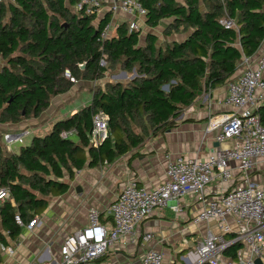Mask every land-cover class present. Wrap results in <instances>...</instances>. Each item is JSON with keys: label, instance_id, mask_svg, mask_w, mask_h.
<instances>
[{"label": "trees", "instance_id": "obj_1", "mask_svg": "<svg viewBox=\"0 0 264 264\" xmlns=\"http://www.w3.org/2000/svg\"><path fill=\"white\" fill-rule=\"evenodd\" d=\"M138 1L147 26L169 19L161 42L147 32L141 44V29L129 31L126 20L100 41L112 12L100 18L79 14L74 0L0 2V123L39 117L77 80L101 79L116 66L135 72L126 82L92 87L88 104L56 118L48 131L33 134L17 151L9 150L0 135V188L9 192L0 201V244L17 241L22 228L16 214L27 223L67 191L65 173L72 179L86 165L110 163L176 126L185 107L234 77L242 58L254 56L264 40V0ZM222 16L235 26L224 28ZM180 33L185 35L179 40L167 38ZM66 70L74 81L66 78ZM97 111L108 115V136L94 146L87 134ZM254 113L264 124V104ZM71 129L74 135L60 136ZM238 248L236 242L223 253L235 257Z\"/></svg>", "mask_w": 264, "mask_h": 264}, {"label": "built area", "instance_id": "obj_2", "mask_svg": "<svg viewBox=\"0 0 264 264\" xmlns=\"http://www.w3.org/2000/svg\"><path fill=\"white\" fill-rule=\"evenodd\" d=\"M5 1L12 0H0ZM73 10L79 14H96L99 18L106 11L112 12V15L122 11L128 15L129 31L140 29L138 20L146 13L138 0H74ZM219 23L224 28L235 26L234 20L226 16H222ZM113 28L111 22L106 24L97 39L102 41L110 36ZM100 64L104 65L105 61L101 60ZM240 66L241 70L225 83L223 104L233 110L211 119L217 145L208 155L203 159L168 156L164 180L152 189L140 186L134 178L127 179L107 208L112 227L106 228L100 220V211L90 208L87 224L65 236L59 246V259L54 264H94L109 247L133 234L137 225L154 209L186 193L196 194L197 199L204 203L193 222L214 220L219 230L218 233L208 230L196 243L198 258L195 264H255L256 258L264 264V179L256 181L250 177V171L264 161V124L254 113L264 104V52L255 59L243 57ZM65 76L74 81L68 70ZM74 133L75 130L71 129L62 131L60 136L65 138ZM25 135L27 133L23 131L16 135L7 133L4 137L8 143H23ZM87 136L94 146L108 136V115L105 112L97 111L92 115V127ZM235 172L240 174L241 183L228 186L214 197L204 196L207 184L215 180L228 184L234 181ZM8 198V190L0 188V201ZM171 208L181 211L177 204L171 205ZM228 217L233 220L234 226L228 223ZM14 221L21 228L32 229L39 223V218L35 215L24 223L16 214ZM226 234L230 237H224ZM141 239L148 242L152 234L145 233ZM236 242L240 243V248L236 250L235 257L223 253ZM13 252L12 246L0 244L1 255H12ZM126 264H163V254L149 246Z\"/></svg>", "mask_w": 264, "mask_h": 264}, {"label": "crops", "instance_id": "obj_3", "mask_svg": "<svg viewBox=\"0 0 264 264\" xmlns=\"http://www.w3.org/2000/svg\"><path fill=\"white\" fill-rule=\"evenodd\" d=\"M113 16L111 20L113 29L120 21L128 20V15L122 11ZM168 22L169 19H162L158 26L149 27L145 24V18H140L138 20L141 29L140 43H144L147 32L156 34L158 41L161 42L164 38L163 28ZM178 36L179 34H173L167 38L176 40L183 38V36ZM262 52H264V40L251 59H255ZM240 70L241 66L238 68V72ZM96 82L97 80H77L67 92L54 96L52 100L62 94L74 95L80 86H87L91 89ZM225 94V84L208 90L203 103L190 105L185 111L183 109L182 114L176 119V126L155 136H150L139 146L118 156L110 163H102L93 167L86 165L75 171L72 179L65 173L64 179L69 185L67 191L50 199L46 209L38 216L39 223L35 227L32 229L22 228L17 241H9L7 245L12 246L14 252L12 255H1L0 263L40 264L45 261L56 263L59 259L61 242L68 233L87 224V213L90 208L100 211V220L106 228L112 227V220L107 208L127 179L134 178L140 186L152 189L164 180L168 156L184 155L199 159L205 158L217 145L214 141L216 130L212 129L210 125L211 119L221 113H230L233 110L223 104ZM60 100L58 98L53 104L51 101L48 108L39 117L26 119L27 124L25 121L0 123L1 138L7 133L16 135L25 130L27 132L31 130L33 134H41L37 131L38 129L30 126L38 120L53 117L48 123L50 129L53 120L64 117L61 116L64 115L61 114L64 112L59 111L61 102L57 103ZM89 101L90 99L83 106ZM76 107L82 106L66 109L69 111L66 116L74 112ZM23 137L25 138V136ZM12 143L5 140V145L9 150L17 151L18 148H15ZM231 164L235 165V162H231ZM250 177L256 181L264 179V161H260L250 171ZM239 183H241L240 174L235 172L234 181H230L228 184L217 180L207 184L204 196L214 197L228 186ZM173 204L179 205L181 211H174L171 208ZM203 204L194 193H186L178 199L170 200L167 205L154 209L147 218L137 225L133 234L125 236L123 241L109 247L104 255L95 260L94 264H126L135 260L149 246L161 251L163 264H195L198 258L195 253L196 243L203 238L208 230L219 232L214 220L207 223L193 222L196 213ZM228 218V223L234 226L233 220ZM145 233L152 234V239L148 242L141 239ZM224 237L229 238L230 234H226ZM99 259L101 261H98Z\"/></svg>", "mask_w": 264, "mask_h": 264}, {"label": "rangeland", "instance_id": "obj_4", "mask_svg": "<svg viewBox=\"0 0 264 264\" xmlns=\"http://www.w3.org/2000/svg\"><path fill=\"white\" fill-rule=\"evenodd\" d=\"M8 2L9 1H5V3H8ZM112 17H114V16L112 15ZM95 23H97V19L95 20ZM114 31H115V29H113L111 31V34H113ZM182 36H183V34L180 33L178 37H182ZM122 71L123 70L121 68H119L118 66H116L114 70L106 71L104 77H102L101 79H98L96 84H94L93 87H95V85H98V84L99 85H103L106 81H110V82H112V81H121V82L128 81L130 79V76L132 75V73H122ZM205 93L206 92L203 91L191 105H198V103H200V102L203 103L205 101L204 100ZM58 98L61 99L60 101L57 102L58 104H60V102H61V105L59 106V111L62 110L64 112V113H61V114H64V115H61V116H66V114H68V112H69L66 109H68L70 107H73V106H83V104L88 102V100L91 98V89L88 88L87 86H80L77 89V92L74 95H71V94L59 95V96H57L56 98H54L52 100V104ZM77 108L78 107H76V109ZM185 109H187V107L184 108V111H185ZM52 119H53V117H49V118H46V119L44 118L42 120H38L37 122H33L35 124H32L30 127L38 129L37 131L42 133V132H44V131L49 129L48 123ZM26 122L27 121H25V123ZM26 133H27V135H25L23 143H19V142L12 143L15 148L16 147L19 148V146L21 144H26V142L30 141L33 133H32L31 130H28V132L26 131ZM1 141L3 143H5V137L4 136L2 137ZM94 262L96 263V261H94Z\"/></svg>", "mask_w": 264, "mask_h": 264}, {"label": "water", "instance_id": "obj_5", "mask_svg": "<svg viewBox=\"0 0 264 264\" xmlns=\"http://www.w3.org/2000/svg\"><path fill=\"white\" fill-rule=\"evenodd\" d=\"M83 66L84 65L82 64L81 67H83ZM122 73H126V72L125 71H122ZM134 76H135V72H133V74L130 76V78L132 79ZM163 88L166 89L167 86H164ZM255 264H262L259 258H256L255 259Z\"/></svg>", "mask_w": 264, "mask_h": 264}]
</instances>
